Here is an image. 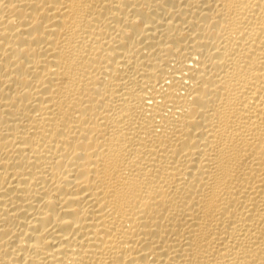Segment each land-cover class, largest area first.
Returning <instances> with one entry per match:
<instances>
[{
	"label": "bare ground",
	"instance_id": "obj_1",
	"mask_svg": "<svg viewBox=\"0 0 264 264\" xmlns=\"http://www.w3.org/2000/svg\"><path fill=\"white\" fill-rule=\"evenodd\" d=\"M0 264H264V0H0Z\"/></svg>",
	"mask_w": 264,
	"mask_h": 264
}]
</instances>
